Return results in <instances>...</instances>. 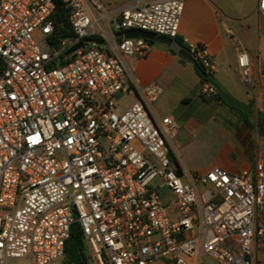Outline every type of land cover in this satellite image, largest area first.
<instances>
[{"label": "built area", "instance_id": "2783aa9c", "mask_svg": "<svg viewBox=\"0 0 264 264\" xmlns=\"http://www.w3.org/2000/svg\"><path fill=\"white\" fill-rule=\"evenodd\" d=\"M63 2L73 37H59L54 0H0V264H65L76 223L90 264H252L264 162L253 173L186 174L179 122L155 114L162 87L141 85L126 64L151 47L128 31L179 37L184 0L117 12L102 0ZM258 10L264 20V0ZM235 42L252 85L253 61ZM189 51L216 70L205 47Z\"/></svg>", "mask_w": 264, "mask_h": 264}, {"label": "crops", "instance_id": "0c3cea01", "mask_svg": "<svg viewBox=\"0 0 264 264\" xmlns=\"http://www.w3.org/2000/svg\"><path fill=\"white\" fill-rule=\"evenodd\" d=\"M112 11L134 6L141 0H102ZM179 37L189 47L203 46L216 70L213 76L250 110L249 121L208 93L195 64L182 62L168 46L154 43L143 57H127L130 74L141 85L156 83L163 89L155 103L158 117L173 116L180 125L175 141L179 161L187 174L205 175L214 167L231 174L253 173L264 162V33L259 0H184ZM238 39L254 64V83L242 82L237 65ZM201 191L207 197L206 188ZM257 218L264 223V208ZM252 264H264V235L256 236Z\"/></svg>", "mask_w": 264, "mask_h": 264}, {"label": "trees", "instance_id": "16d2710c", "mask_svg": "<svg viewBox=\"0 0 264 264\" xmlns=\"http://www.w3.org/2000/svg\"><path fill=\"white\" fill-rule=\"evenodd\" d=\"M54 2L56 5V10L53 14V20L57 26L59 37H66V38L73 37L74 31L72 29V26L69 20L70 10L66 8V5L63 2V0H54ZM173 40L176 41L182 47H186L189 49V47L184 43V41L180 37H177ZM147 41L151 45L155 43V41L153 40L147 39ZM168 49L173 54L178 55L175 51H173L169 47ZM181 61L186 62L187 60L181 57ZM196 64H197L196 71L201 78L202 85L210 84V76H213L214 74L208 72L206 68L204 67V65L198 60H196ZM213 96L219 99L220 101H222L230 109L243 115L245 117V123L249 126L251 125V122L249 121L250 110L248 112H243V111L238 110L236 107L229 105L225 100H223L221 94L217 91L214 93ZM258 127H259L260 132L264 133V125L262 123V119L260 115H259ZM175 161L177 165L179 166L178 161L176 159ZM64 262L65 264H90L89 259H88L87 250H86V245L84 242V235H83L82 227L79 223L74 224L72 227L71 237L67 241L66 247H65Z\"/></svg>", "mask_w": 264, "mask_h": 264}, {"label": "water", "instance_id": "95a60500", "mask_svg": "<svg viewBox=\"0 0 264 264\" xmlns=\"http://www.w3.org/2000/svg\"><path fill=\"white\" fill-rule=\"evenodd\" d=\"M126 37L127 38L143 37L145 39L153 40L156 43L166 45L170 49L175 51L179 56L195 64V66L197 67L196 59L190 53L189 49L186 47H182L176 41L170 38L159 36L144 30H130L126 33ZM82 45L83 43L79 44L77 47L72 49L71 52L80 48ZM210 84L216 89L217 92L221 94L223 100H225L229 105L236 107L240 111L243 112L247 111V107L242 103H240L237 99H235L233 95L228 91V89L223 84H221L214 76H210Z\"/></svg>", "mask_w": 264, "mask_h": 264}, {"label": "rangeland", "instance_id": "374dc122", "mask_svg": "<svg viewBox=\"0 0 264 264\" xmlns=\"http://www.w3.org/2000/svg\"><path fill=\"white\" fill-rule=\"evenodd\" d=\"M262 31L264 33V20L262 21ZM264 60V57H263ZM161 98V97H160ZM129 99L126 98L124 102H127ZM7 264H29L26 260H9ZM154 264H165L164 262H156Z\"/></svg>", "mask_w": 264, "mask_h": 264}]
</instances>
